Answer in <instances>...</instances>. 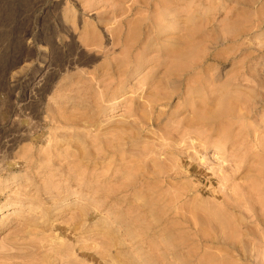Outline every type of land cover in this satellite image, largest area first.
Listing matches in <instances>:
<instances>
[{"label": "rangeland", "instance_id": "374dc122", "mask_svg": "<svg viewBox=\"0 0 264 264\" xmlns=\"http://www.w3.org/2000/svg\"><path fill=\"white\" fill-rule=\"evenodd\" d=\"M172 3L152 44L148 0H0V264H264V0Z\"/></svg>", "mask_w": 264, "mask_h": 264}, {"label": "bare ground", "instance_id": "6f19581e", "mask_svg": "<svg viewBox=\"0 0 264 264\" xmlns=\"http://www.w3.org/2000/svg\"><path fill=\"white\" fill-rule=\"evenodd\" d=\"M173 3H172V0H159L155 5H153V3L151 4V1L148 0V5L146 7V10L150 11L151 9H153V10H155V12L157 10L158 11H157V14H155L152 17H149V16L145 17L144 20H143V24L141 25V28L143 30L144 37H148L151 33L154 34V36H151L152 44L155 43V41L159 40L160 36L162 34H164L165 32H168V31L170 32L173 29L174 30L181 29L180 28L181 27L180 26V20H181L180 16L176 15V14H173V10H172L173 9L172 8V4ZM203 22H206V21H203ZM159 25H164V26L160 27ZM171 26H173V27H171ZM174 32H176V31H174ZM146 39H149V38H146ZM195 39L196 38L194 37V34L190 35L188 37V39H186V40L185 39L182 40V38H181V39L177 40L176 43L170 45V46H173L172 49H169V50H167V51H165L163 53L164 54L163 56L165 58L159 64V66L166 67L167 74H166V78L165 79H167L168 82L165 83V79H161L159 81L158 85L156 87H154L155 89H153V90L154 91L156 90L158 95L153 96V98H151L152 99L151 103L148 106L151 110L156 109L157 106L159 105V103L168 100L170 98V96H171V93H173V92H175L177 90H180V91L183 90L182 89V86L184 85L183 82H184V80L187 77L192 76L194 74L196 75V74L199 73V70H201L202 68L204 70L206 65H208L210 63H213V62H218L219 61V60H217L216 54H217L218 48L220 47L219 46L220 43H218V42L211 43V45H213V47H211V48L207 47V49H212L213 52L212 53L207 52L206 54H201L200 55L199 52H201V51H199V49H200L199 44L202 45V43L201 42H197L198 43L197 44L195 42L196 41ZM149 44H150V42L148 43V46H149ZM222 44H224V43H222ZM182 47H185V50L183 52L180 50V49H182ZM113 61L110 62V65H111L110 67H108V68L106 67L107 68L106 73L108 71L109 72L111 71L113 73V74L112 73L111 74L115 75V77H116L115 79H117V80L119 79V77L127 76L129 74V70L132 68L129 64L122 63L121 66H119L120 65L119 62H118V64H119L118 65V64H116L117 62H113ZM213 77H215V75H213ZM251 82L253 83V88L256 91L257 95L261 94L262 91H260V89H262L261 88L262 87L261 86L262 83H260V81L257 79V77H254ZM186 84H187V82H186ZM183 87H185V86H183ZM151 90H152V88H151ZM258 103L261 104V102H258ZM198 108L200 109V107H198ZM246 109H248V108H246ZM253 111H254V108L252 106L250 112L252 113ZM224 113H226V109H225V107L222 106L221 110L216 115L220 116V115H222ZM143 118H145V117H143ZM202 123H203V121H202ZM206 123H207V121H206ZM262 176L264 177V166H263V170H262ZM263 208H264V206H263Z\"/></svg>", "mask_w": 264, "mask_h": 264}]
</instances>
